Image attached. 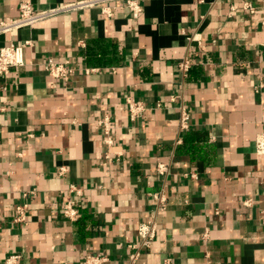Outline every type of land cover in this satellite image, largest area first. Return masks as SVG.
I'll list each match as a JSON object with an SVG mask.
<instances>
[{
  "label": "crops",
  "instance_id": "1",
  "mask_svg": "<svg viewBox=\"0 0 264 264\" xmlns=\"http://www.w3.org/2000/svg\"><path fill=\"white\" fill-rule=\"evenodd\" d=\"M21 1L74 0H0V21ZM140 3L135 19L92 7L0 34V48L30 41L24 64L0 75V261L83 264L103 253L124 264L163 191L156 236L135 264H264V0ZM50 57L72 73L51 78ZM127 98L145 105L133 120ZM69 201L73 221L62 215ZM22 204L26 221H15Z\"/></svg>",
  "mask_w": 264,
  "mask_h": 264
},
{
  "label": "built area",
  "instance_id": "2",
  "mask_svg": "<svg viewBox=\"0 0 264 264\" xmlns=\"http://www.w3.org/2000/svg\"><path fill=\"white\" fill-rule=\"evenodd\" d=\"M141 0H74L59 5L51 6L45 9H36L29 1H21L18 6L19 14L15 18L0 21V34L14 29H18L23 26L33 25L43 19L54 17L57 15L65 14L71 11L82 10L92 7H97L101 14L107 18L114 16L117 9H127L131 18H138L142 12ZM243 9L246 11H252L253 8L249 3H244ZM189 40H194L193 37H189ZM30 41H24L23 43L15 44L10 43L0 48V75H6L10 68L22 66L23 61V48L28 45ZM44 70L53 79H64L68 77L73 71V66L67 59L55 60L48 58L44 62ZM179 69L182 72H187L190 67L189 58L178 63ZM128 115L131 120L140 116L145 111V105L142 101L127 98L125 101ZM181 126L186 127L187 114L182 113ZM99 124L102 126L103 133L105 135L104 143L107 147L105 152L106 163H111L112 155L110 153V147L113 145L110 132L112 127L110 120L107 116L103 117ZM256 152L258 155H264V133H261L256 140ZM116 156H119V152H114ZM65 169L61 167L59 172L62 173ZM156 171L159 175L163 176L167 173V166L164 163H157ZM71 190L78 191L74 185L70 186ZM155 209L151 214V217L146 222H141L137 225V235L139 242L130 245L131 251L128 253L124 264H135L139 255L141 247H149L151 241L156 236L157 223L156 218L165 210L166 197L163 191L152 194ZM26 205H18L16 207L15 221H26ZM78 209L75 208L72 202H67L63 205L62 215L68 220H76L78 217ZM20 254L12 253L6 256L0 261V264H19ZM108 261V256L103 253H88L83 259V264H104Z\"/></svg>",
  "mask_w": 264,
  "mask_h": 264
}]
</instances>
